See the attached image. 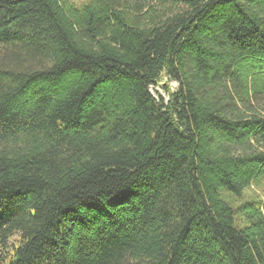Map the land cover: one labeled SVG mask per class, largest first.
I'll list each match as a JSON object with an SVG mask.
<instances>
[{"label":"trees","instance_id":"trees-1","mask_svg":"<svg viewBox=\"0 0 264 264\" xmlns=\"http://www.w3.org/2000/svg\"><path fill=\"white\" fill-rule=\"evenodd\" d=\"M0 264H264V0H0Z\"/></svg>","mask_w":264,"mask_h":264},{"label":"rangeland","instance_id":"rangeland-1","mask_svg":"<svg viewBox=\"0 0 264 264\" xmlns=\"http://www.w3.org/2000/svg\"><path fill=\"white\" fill-rule=\"evenodd\" d=\"M85 0H77V2H82ZM179 89V84L170 79L169 77L163 76L156 85L151 87V93L153 96L160 101L161 98L164 99V103L167 105L169 99H170V94L168 93L169 91L171 93H176Z\"/></svg>","mask_w":264,"mask_h":264}]
</instances>
